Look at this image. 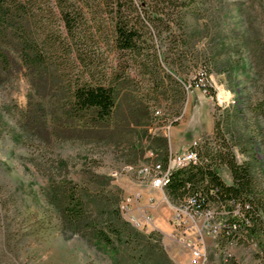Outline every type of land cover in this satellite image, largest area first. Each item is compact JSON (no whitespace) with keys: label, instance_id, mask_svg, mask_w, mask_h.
<instances>
[{"label":"rangeland","instance_id":"1","mask_svg":"<svg viewBox=\"0 0 264 264\" xmlns=\"http://www.w3.org/2000/svg\"><path fill=\"white\" fill-rule=\"evenodd\" d=\"M37 1L42 9L50 3ZM65 1L76 10L83 6L74 24V35L81 30L83 36L80 56H75L74 39L70 47L64 41L63 23L53 8L41 16L53 26L49 38L60 41L44 53L55 76L32 86L11 44L15 62L0 70V264H134L130 253L115 257L90 231L69 225L57 196L49 194L51 181L80 187L88 220L106 223L125 195L141 190L142 167L194 141L201 155L204 149L230 151L237 162L249 165L254 197L263 203L261 224L255 232L239 233L229 252L234 264H264V0H202L204 11L187 18L194 46L180 67L181 86L149 87V75L132 65L130 79L119 72L116 110L95 126L65 116L63 105L72 85L96 82L103 72L108 78L117 63L113 4ZM93 18L103 23L98 32ZM158 137L166 138L167 150ZM211 166L226 185L232 184L224 163L216 159ZM162 192L151 210L158 225L168 223L174 203L165 188ZM130 207L129 215L136 214L134 204ZM154 230L161 234L167 259L150 253L151 264H191L190 249L171 238L170 224ZM216 240L205 242L208 264L225 263L224 237L218 246Z\"/></svg>","mask_w":264,"mask_h":264},{"label":"trees","instance_id":"2","mask_svg":"<svg viewBox=\"0 0 264 264\" xmlns=\"http://www.w3.org/2000/svg\"><path fill=\"white\" fill-rule=\"evenodd\" d=\"M95 5H112L113 53L118 56L117 63L110 68L109 77L103 75L96 82L76 83L69 88V96L63 105L65 116L83 119L88 126H95L111 117L118 105L120 94L117 82L119 72L130 79L132 65L142 75L151 78L149 87L166 88L169 85L181 86L180 71L184 57L194 46L192 35L188 34L190 12L204 11L202 0H93ZM82 0H79V4ZM37 0H0V70L8 69L15 62L10 48L17 51L21 65L26 69L32 86L47 82L54 77V69L45 60V54L59 47L60 41L50 39L53 26L43 18V10L54 8L60 14L64 28V41L71 45V39L78 49L75 56H80L81 45L77 46L82 36L81 30L74 35V24L81 19V10H76L64 0H50L47 9L38 7ZM101 18H93L95 31L100 30ZM80 32V33H79ZM94 37V34H91ZM76 36V37H74ZM69 38V39H68ZM83 51V50H82ZM192 62L193 59H190ZM123 62V63H122ZM121 64H123L121 66ZM54 75H53V74ZM205 75H207V70ZM152 88V90H155ZM181 100L183 92H180ZM165 150L167 140L158 137ZM199 162L173 170L165 190L174 202L187 196L196 198L200 209L206 208L207 202L224 204L228 211V222L222 233L225 241H237L241 232H255L259 226V210L263 208L260 199L254 197V178L247 163H239L232 152L221 150L198 151ZM166 156L162 161L166 160ZM219 159L230 170L232 184L226 185L211 166ZM49 194L57 196V206L62 218L71 226L90 231L93 238L108 246L115 257L121 253H130L136 257L134 264H151L149 254L157 252L165 259L166 253L160 245V233L152 230L145 234L130 224L121 215L119 203L116 204L106 223L88 220L81 188L76 185H62L51 181ZM231 202V203H230ZM238 209V213H233ZM153 240L154 241L153 243Z\"/></svg>","mask_w":264,"mask_h":264},{"label":"built area","instance_id":"3","mask_svg":"<svg viewBox=\"0 0 264 264\" xmlns=\"http://www.w3.org/2000/svg\"><path fill=\"white\" fill-rule=\"evenodd\" d=\"M197 146L198 143L194 141L183 151L169 152L165 161L155 160L150 165L142 167L139 170L141 175L140 188L150 186L152 189L163 191L173 170L199 162ZM140 191L125 195L119 205L120 212L127 215L128 220L140 230H154L156 227L152 226L154 220L151 210L155 207L156 201L153 198L149 199L150 202L146 206L137 205L136 214L129 215L130 205L141 199ZM170 206L171 214L168 223L172 227L171 238L190 249L192 253L191 264H208L205 242L208 238H215L218 246V238L224 237L222 229L225 228L226 222L229 223L227 219L229 214L225 205L207 202L206 208L200 209L196 198L187 196ZM233 211V213H238V209ZM235 243V240L225 241L222 249L224 264H234L229 248ZM213 264H217V262Z\"/></svg>","mask_w":264,"mask_h":264},{"label":"crops","instance_id":"4","mask_svg":"<svg viewBox=\"0 0 264 264\" xmlns=\"http://www.w3.org/2000/svg\"><path fill=\"white\" fill-rule=\"evenodd\" d=\"M131 189H134V186L131 185L130 187ZM141 199L138 202H134V207L136 208L137 205H145L146 203H148L149 199L153 198L156 201V205L155 207H157L160 203V196L163 194L162 190H158V189H152L150 186H145L141 189ZM154 207V208H155ZM154 218V217H153ZM160 225H158V223H153V227H162V228H168L169 224L168 223H159Z\"/></svg>","mask_w":264,"mask_h":264}]
</instances>
